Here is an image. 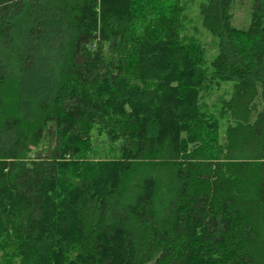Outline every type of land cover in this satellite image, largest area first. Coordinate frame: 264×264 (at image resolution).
<instances>
[{"label":"trees","instance_id":"trees-1","mask_svg":"<svg viewBox=\"0 0 264 264\" xmlns=\"http://www.w3.org/2000/svg\"><path fill=\"white\" fill-rule=\"evenodd\" d=\"M183 1L0 0V264H264V6Z\"/></svg>","mask_w":264,"mask_h":264},{"label":"rangeland","instance_id":"rangeland-1","mask_svg":"<svg viewBox=\"0 0 264 264\" xmlns=\"http://www.w3.org/2000/svg\"><path fill=\"white\" fill-rule=\"evenodd\" d=\"M264 6V0H259ZM254 0H233L232 5V24L236 27H246L249 23V12ZM184 5V21L182 27V34L184 38L193 40L201 46L204 51L206 60H210L217 52V38L212 36L207 31L200 19L199 13V0H185L182 2ZM232 82L220 83L217 89L213 90L209 100L211 104H216L223 97H228L231 92ZM225 126L222 125V128ZM90 130V131H89ZM65 135L64 132H62ZM86 134H90L94 138V130L87 128ZM81 136V132H73L68 134L66 138L70 141L72 137ZM98 144V141H95Z\"/></svg>","mask_w":264,"mask_h":264}]
</instances>
